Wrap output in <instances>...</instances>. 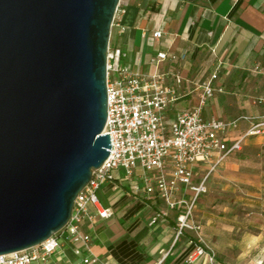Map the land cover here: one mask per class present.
<instances>
[{
  "label": "water",
  "instance_id": "1",
  "mask_svg": "<svg viewBox=\"0 0 264 264\" xmlns=\"http://www.w3.org/2000/svg\"><path fill=\"white\" fill-rule=\"evenodd\" d=\"M121 0H0V256L71 219L110 155L107 53Z\"/></svg>",
  "mask_w": 264,
  "mask_h": 264
},
{
  "label": "crops",
  "instance_id": "2",
  "mask_svg": "<svg viewBox=\"0 0 264 264\" xmlns=\"http://www.w3.org/2000/svg\"><path fill=\"white\" fill-rule=\"evenodd\" d=\"M156 31H162L163 37L154 38ZM110 41L127 54L124 65L145 74L156 72L151 59L157 53L177 57L159 71L168 77L180 73L184 78L180 98L168 110L169 120L199 105L202 86L214 74L218 77L213 85L223 91H217L204 106L203 116L236 122L224 135L226 141L242 138L253 124L264 120V0H121ZM250 152H264V137L245 139L241 151L220 163L209 177L208 192L196 205L195 218L216 253L215 264H264V258L235 255L232 214L224 215L212 191V177L227 159ZM208 171V164H198L195 183ZM140 173L128 179L123 170H115L100 189L101 203L112 210V216H96L82 224V232L91 236V254L108 264H211L207 255L188 260L197 243L190 231L176 238L177 211L166 210L156 195L132 190V184L141 183ZM74 248L68 243L55 251L49 264H82Z\"/></svg>",
  "mask_w": 264,
  "mask_h": 264
},
{
  "label": "built area",
  "instance_id": "3",
  "mask_svg": "<svg viewBox=\"0 0 264 264\" xmlns=\"http://www.w3.org/2000/svg\"><path fill=\"white\" fill-rule=\"evenodd\" d=\"M115 21L116 15L112 27ZM153 35L157 39L163 37L162 31ZM107 56L108 117L104 134H109L111 140L109 157L93 172L91 181L75 201L71 219L60 232L40 245L0 256V264H49L52 254L68 243L75 246L73 254L82 259V264H108L91 254V236L82 232L81 227L86 220L93 221L96 216H112V210L102 205L99 191L115 170H123L128 179L141 172V183L132 184V190L137 194L144 191L156 195L163 200L166 210L178 212L177 239L186 231L193 232L197 246L188 260L192 262L207 255L210 263L215 264L216 253L205 241L202 225L195 218L196 205L208 192L209 177L217 166L229 155L241 151L245 139L264 137V120L253 124L242 138L226 141L224 135L236 127V122L207 120L203 116L204 106L217 91H223L213 85L217 74L203 84L195 109L180 112L169 120L168 110L180 98L184 78L180 73L168 77L159 71L167 61L177 57L164 51L157 53L151 59L156 72L145 74L124 65L127 54L111 41ZM169 79L171 82L167 83ZM215 154L217 159L213 161ZM201 163L208 164L209 171L195 183V168ZM91 208L95 209L94 213Z\"/></svg>",
  "mask_w": 264,
  "mask_h": 264
},
{
  "label": "rangeland",
  "instance_id": "4",
  "mask_svg": "<svg viewBox=\"0 0 264 264\" xmlns=\"http://www.w3.org/2000/svg\"><path fill=\"white\" fill-rule=\"evenodd\" d=\"M212 178L216 205L232 214L235 255L264 258V152L231 157Z\"/></svg>",
  "mask_w": 264,
  "mask_h": 264
}]
</instances>
